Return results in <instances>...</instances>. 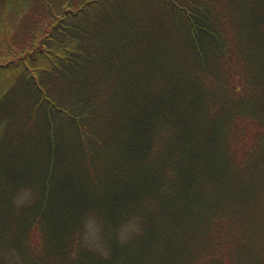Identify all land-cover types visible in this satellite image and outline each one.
I'll return each instance as SVG.
<instances>
[{
    "label": "trees",
    "instance_id": "obj_1",
    "mask_svg": "<svg viewBox=\"0 0 264 264\" xmlns=\"http://www.w3.org/2000/svg\"><path fill=\"white\" fill-rule=\"evenodd\" d=\"M0 264H264V0H0Z\"/></svg>",
    "mask_w": 264,
    "mask_h": 264
}]
</instances>
